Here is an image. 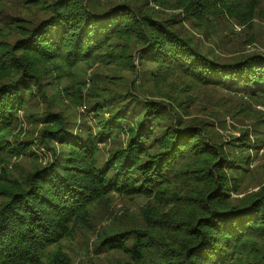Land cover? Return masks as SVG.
<instances>
[{
  "label": "trees",
  "instance_id": "obj_1",
  "mask_svg": "<svg viewBox=\"0 0 264 264\" xmlns=\"http://www.w3.org/2000/svg\"><path fill=\"white\" fill-rule=\"evenodd\" d=\"M153 1L164 6L166 0ZM26 3L27 10H39L36 19L0 27V39L5 32L18 35L12 44L0 40V264H71L61 242L76 228L90 229L91 208L114 194L145 204L138 221L98 233L96 248L110 257L103 264H264V184L236 197L254 178L253 146H217L206 123L186 122L182 107L149 97L157 89L153 77L180 72L214 91L264 104L263 52L215 60L175 19L126 2ZM173 7L200 24L223 18L248 26L256 0H175ZM113 38L134 42L138 61L155 65L153 74L141 82L144 74H137L127 47L109 51ZM98 56L121 61L122 70L137 78L112 96L114 102L95 76L88 87L68 83L65 94L56 92L76 106L96 99L88 110L93 124L75 133L41 86L46 78L58 86ZM40 103L44 110L35 111ZM21 111L39 133L23 128ZM98 143L111 144L106 156ZM34 145L41 146L43 160ZM6 158L24 159L17 177L3 170ZM59 246L62 252L52 255Z\"/></svg>",
  "mask_w": 264,
  "mask_h": 264
},
{
  "label": "rangeland",
  "instance_id": "obj_2",
  "mask_svg": "<svg viewBox=\"0 0 264 264\" xmlns=\"http://www.w3.org/2000/svg\"><path fill=\"white\" fill-rule=\"evenodd\" d=\"M26 1L0 0V11H2L0 12V18H2L0 27L3 23L17 21L20 18L34 19V15H39V10L36 8L27 10L29 4ZM174 1L166 0L163 3L164 6L153 0H112V3L122 4V2H126L133 8L140 9L142 7L143 11H148L154 17L175 19L177 28L185 36L191 38L203 53L215 60L231 62L251 53L263 52L264 54V0H256L255 12L251 18L252 22L248 26H239L235 22L223 18L201 24L194 22L181 16L179 10L173 7ZM2 37L3 39L0 40L12 44L18 35L13 33L7 35L5 32ZM133 44L134 42L126 39L113 38L109 51H122L123 48L127 47L129 53L135 56L134 66L137 74H144L141 77V82H143L146 77L153 74L155 65L151 62L140 63L137 58L139 51H134ZM116 59L119 60L118 57ZM118 62L116 64L107 63L103 61L101 56H98L89 62H82L77 65L70 74L71 78H66L67 81L63 80L58 83V86L49 78L43 80L48 82L43 83L41 87L52 101L51 109L54 112L61 110L65 116L64 119L70 122V127L75 133L80 130L83 134L86 131V126L93 124L92 113L88 110L96 99L90 97L83 105L76 106L68 98L56 95V92L65 94L62 90L64 85L66 86L68 83L77 86L75 84L78 82H85L86 87H88L90 85L89 79L95 76L107 87L105 97L114 102L112 96L121 95L120 92H124L126 84L131 85L132 81L137 78L132 77L129 71H123L121 61ZM165 73L168 72L165 71ZM153 79L157 81V89L155 94H151L149 97L154 102L160 101L166 106L182 107L184 112L179 114L186 122L194 124L196 121H201L206 123V129L212 135L217 146L222 145L224 148L227 142L253 146L250 147L253 149L252 156L254 157L250 170L253 171L254 178L248 181L247 190L236 197L242 198L257 190L262 183L264 184V104L254 103L244 97L242 93L235 94L233 91L223 89L214 91L191 81L180 72L158 78L153 77ZM67 95L72 96V94ZM45 106L46 104L40 103L35 106V111H42ZM20 114L24 129H33L35 133L40 132L41 128H34L29 122L27 113L24 114L21 111ZM97 145L101 149L103 157L106 156L111 144L98 143ZM33 150L36 151L40 160L45 158V153L42 152L40 145H34ZM6 160L8 162L2 164L3 170L8 171L9 176L17 177L24 159L6 158ZM23 168H28V164L25 163ZM1 173L2 171H0ZM144 204L145 199L138 197L130 199L116 194L110 195L107 201L103 200V202L95 204L90 210V229L79 230L76 228L71 237L61 242L62 250L70 257L71 264H103L105 258L110 259L103 251L96 248L98 233L103 227L108 229L114 227L115 230H118L123 223L138 221L139 208ZM51 252L52 255H58L62 251L59 246V248H52Z\"/></svg>",
  "mask_w": 264,
  "mask_h": 264
}]
</instances>
